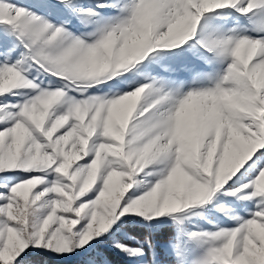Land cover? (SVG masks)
<instances>
[{"label": "snow or ice", "instance_id": "1", "mask_svg": "<svg viewBox=\"0 0 264 264\" xmlns=\"http://www.w3.org/2000/svg\"><path fill=\"white\" fill-rule=\"evenodd\" d=\"M0 264H264V0H0Z\"/></svg>", "mask_w": 264, "mask_h": 264}]
</instances>
